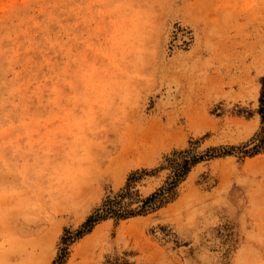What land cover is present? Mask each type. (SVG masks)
<instances>
[{
	"label": "rangeland",
	"instance_id": "obj_1",
	"mask_svg": "<svg viewBox=\"0 0 264 264\" xmlns=\"http://www.w3.org/2000/svg\"><path fill=\"white\" fill-rule=\"evenodd\" d=\"M60 257L264 264V0H0V264Z\"/></svg>",
	"mask_w": 264,
	"mask_h": 264
},
{
	"label": "trees",
	"instance_id": "obj_2",
	"mask_svg": "<svg viewBox=\"0 0 264 264\" xmlns=\"http://www.w3.org/2000/svg\"><path fill=\"white\" fill-rule=\"evenodd\" d=\"M188 165H190L188 161H185L183 164L179 165L168 185L164 187L160 193H156L152 197L145 200L144 205L138 209H132L127 203H125L126 198L132 196V191L129 189L126 192L118 194L114 198L108 199L106 206L102 209V212H100L101 210L100 211L98 210L96 214L90 217V219L86 223L85 230L83 232L91 231L98 222L104 220L108 216L112 215L118 218H128L130 216H135L140 213H146L152 208L157 207L158 204L162 205L163 202H167L170 195L174 193V190L177 187L178 182L184 176H186L188 170H190ZM166 193H168L167 198L164 196V194ZM61 260H62L61 262L62 264L63 263L62 257H60V261ZM55 264H59V262L56 261Z\"/></svg>",
	"mask_w": 264,
	"mask_h": 264
},
{
	"label": "bare ground",
	"instance_id": "obj_3",
	"mask_svg": "<svg viewBox=\"0 0 264 264\" xmlns=\"http://www.w3.org/2000/svg\"><path fill=\"white\" fill-rule=\"evenodd\" d=\"M154 98H156V97H154ZM157 99V98H156ZM155 100V99H154ZM151 112V111H150Z\"/></svg>",
	"mask_w": 264,
	"mask_h": 264
}]
</instances>
